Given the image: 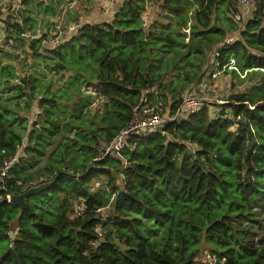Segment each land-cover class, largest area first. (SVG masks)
<instances>
[{"label": "trees", "instance_id": "1", "mask_svg": "<svg viewBox=\"0 0 264 264\" xmlns=\"http://www.w3.org/2000/svg\"><path fill=\"white\" fill-rule=\"evenodd\" d=\"M73 1L11 3L4 21L0 167L18 160L0 188V264H198L204 242L216 264H264V239L244 223L263 225L253 203L264 197V0L239 9L244 24L234 0H121L108 20L48 45ZM8 57L52 74L20 75ZM210 64L262 77L217 110L205 102L162 130L133 132L120 156L97 158L136 110L173 114ZM91 84L106 100L101 111L84 91ZM40 179L55 183L27 198L30 210L4 200Z\"/></svg>", "mask_w": 264, "mask_h": 264}, {"label": "built area", "instance_id": "2", "mask_svg": "<svg viewBox=\"0 0 264 264\" xmlns=\"http://www.w3.org/2000/svg\"><path fill=\"white\" fill-rule=\"evenodd\" d=\"M23 0H18L16 4V9L20 8ZM93 1V0H90ZM106 2H109L110 0H105ZM234 4L232 5L234 9L232 10V15L238 20L241 21L244 24V18L245 13L240 12V8H246L249 9L250 7H253L257 3V0H234ZM79 2L78 0H75L73 2H69L66 7L63 8L62 12L57 16V19L55 20V27L51 31V33L48 35V40L46 43L51 46H57L63 40L69 37V35L73 33H78L80 26L83 24L82 22H77L75 24L69 23L67 24V17H66V11L70 7H74V5ZM80 4V2H79ZM85 8V7H84ZM147 13L144 14L145 19H147ZM23 37L33 38V37H39L41 36L40 30L37 34L31 33V32H24ZM234 39V36L231 37L227 43H231ZM10 44V43H9ZM5 45V49L8 50L10 45ZM205 79V78H204ZM202 80L199 87L204 88L206 80ZM85 90V88H84ZM195 89H190L187 91V94L184 96V100L182 105L173 113L170 114L169 111L166 112H159L155 111L154 108H141L134 112L133 120L130 123V125L124 129H122L114 138L113 141L108 144L107 146L100 147L99 153L97 158H103L106 156H113V155H121L122 150L126 147L127 144V138L130 134L133 132H138L143 135H150L154 131L162 130L165 125L169 122H172L182 116L188 115L190 112H193L195 109L200 108L203 104L199 102L198 96L195 94ZM144 111V112H143ZM39 119V112L36 110L32 117H30V124L38 121ZM24 144L26 143V140L24 138ZM18 160V155H15L11 157L10 159L4 160L3 165L0 167V183L2 185L0 188L7 189L5 182V177L7 176L11 166ZM40 183L32 182L31 186H37L39 184L45 183L43 179L39 180ZM32 188V187H31ZM12 194V193H11ZM11 194H7L4 200L7 203H11ZM12 204V203H11ZM78 213L84 212L86 210V205L79 204L78 207ZM202 260L206 262L207 264H216L218 262L217 257L215 255H212L211 253L207 252L204 254Z\"/></svg>", "mask_w": 264, "mask_h": 264}, {"label": "rangeland", "instance_id": "3", "mask_svg": "<svg viewBox=\"0 0 264 264\" xmlns=\"http://www.w3.org/2000/svg\"><path fill=\"white\" fill-rule=\"evenodd\" d=\"M17 1L18 0H0V29H1V27H3V30H4V28H5V22H4L5 18L7 17V13L10 12L11 8H12V7L9 8V5L11 3L16 4ZM94 2H95V0H93V1L86 0L80 5V7H82V8L85 7L84 12L83 11L80 12L81 18L87 19L89 17V14H91L92 11L96 8V5H94ZM153 5L154 6L150 5V7H148V11H147L148 14L150 15V19L152 17H154L153 10L156 12L158 9L156 6L157 4H153ZM82 8H80L79 11ZM192 11H193V7H191V9H190V14L192 13ZM166 13H167L166 11L163 12V15H165V16L163 17L162 20H164V22L168 24V23H171V18H169L170 16L166 15ZM147 17L149 18V16H147ZM79 20H80V18H79ZM190 21H191V18H190ZM188 27H190V24H188ZM188 27H187L186 32H185L186 42H189L190 39L192 38V35H190V33H189ZM4 33H5V31L2 32V29H1L0 30V44H2L4 41V39H3ZM5 45H6V43H4V47H5ZM10 46H9V48H10ZM17 51L19 53H21L22 57H24V55L22 54V52L24 53L23 48H17ZM20 59L22 60V64H23L22 69L28 68V71H29V69L33 68L30 66V62L27 65H24L23 59L22 58H20ZM37 67L42 72L48 71L47 67H45L43 64H39ZM233 68H234V66H232V65L229 67H224L223 69H219L218 66H215V65L212 66V64H210L208 66V69L204 75L205 76L204 80H206L205 87L202 88V87H197V85H195L193 88H191V89H195L194 92L198 96L200 103L203 104L205 102H208L211 106V109L217 110V107H216L217 103L224 102L225 101L224 99L228 98V96H230V94L233 93L234 91L245 90L249 85L254 84L255 81L256 82L259 81L260 78L262 77L261 75H254L253 80H251L245 74H240V73H239L240 75H236L235 73L233 74V72H231V70ZM23 73H24V71L22 70V72L20 74L22 75ZM45 74H46V72H45ZM51 74H52V72H50L49 75L46 74L45 78L49 79ZM84 88H85V90H84L85 93L92 94L91 107H92L93 111H96V110L101 111L103 109V105H104L106 100L100 94V92L98 91V88L95 87V84H91L88 86L86 85ZM0 89H1V87H0ZM253 208H254L255 212L257 213V216H259V218H262L263 225L251 224L248 222H244V223L248 224L251 227V229L254 233L253 238L255 239L256 242H258L259 240L264 239V197L258 198V200L255 203H253ZM104 212L107 213L108 211L104 210ZM106 213H104V214H106ZM210 251H211L210 245H208L207 243L204 242L200 247L199 256L197 257L199 260L198 264H207L202 260V258H203L205 253L210 252Z\"/></svg>", "mask_w": 264, "mask_h": 264}, {"label": "crops", "instance_id": "4", "mask_svg": "<svg viewBox=\"0 0 264 264\" xmlns=\"http://www.w3.org/2000/svg\"><path fill=\"white\" fill-rule=\"evenodd\" d=\"M79 2H77L74 5V7H70V8L67 9V11H66L67 24H69V23L75 24L77 22H82V23H87L88 22L89 23L90 21H104V20H108L109 19V14L110 13H113L115 11V9L118 8L119 3L121 2V0H110L109 2H106L107 4L106 3H103V5H100L99 2L95 1L94 2V5H96V8L92 11L91 14H89V17L87 19H84V18H81L80 17L81 16L80 15V12H82V11L84 12V8L80 7ZM80 8H82V9L79 11ZM79 18H80V20H79ZM147 22H148V19H147ZM1 29H2V32L5 31V28L3 30V27H1ZM2 55L0 54V56H2ZM6 60H8L10 63L15 64L16 68L18 69L19 74L23 70L24 73L22 75H24L25 73L26 74H29V72H32V73L34 72L35 74L40 75L41 76V79L44 80V76L46 74L49 75V73L51 72V71H43V72L40 71L39 68L35 66L34 59L33 60L31 59L29 61L30 62V66L33 67L32 69H29V71H28V68L22 69L23 64H22V60L21 59H16V58L8 57V59H6ZM4 65H7V62L6 61L4 62ZM45 72H46V74H45ZM200 83L197 84V87L200 86ZM1 86H2V84L0 85V87ZM0 92L2 93V91H0ZM3 94L4 93H2V95Z\"/></svg>", "mask_w": 264, "mask_h": 264}, {"label": "water", "instance_id": "5", "mask_svg": "<svg viewBox=\"0 0 264 264\" xmlns=\"http://www.w3.org/2000/svg\"><path fill=\"white\" fill-rule=\"evenodd\" d=\"M54 181H55V179H53L52 181H49V182L39 184L37 186H32V188L26 190L23 193L11 194V203L18 205L22 212L25 210H30L31 204L27 202V198L34 193H38V192L47 190L48 188H50L55 183Z\"/></svg>", "mask_w": 264, "mask_h": 264}]
</instances>
